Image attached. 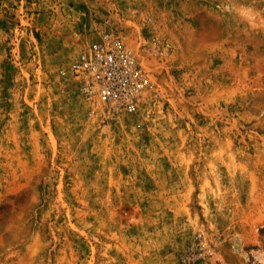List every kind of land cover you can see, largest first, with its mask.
Listing matches in <instances>:
<instances>
[{
	"label": "rangeland",
	"instance_id": "374dc122",
	"mask_svg": "<svg viewBox=\"0 0 264 264\" xmlns=\"http://www.w3.org/2000/svg\"><path fill=\"white\" fill-rule=\"evenodd\" d=\"M103 37L131 108L66 75ZM0 264H264V0H0Z\"/></svg>",
	"mask_w": 264,
	"mask_h": 264
},
{
	"label": "built area",
	"instance_id": "2783aa9c",
	"mask_svg": "<svg viewBox=\"0 0 264 264\" xmlns=\"http://www.w3.org/2000/svg\"><path fill=\"white\" fill-rule=\"evenodd\" d=\"M66 75L80 83L82 93L114 109L133 107L150 85L133 51L119 39L107 37L79 52Z\"/></svg>",
	"mask_w": 264,
	"mask_h": 264
}]
</instances>
